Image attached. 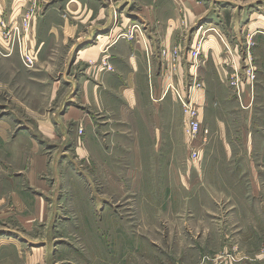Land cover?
Here are the masks:
<instances>
[{
	"label": "rangeland",
	"instance_id": "1",
	"mask_svg": "<svg viewBox=\"0 0 264 264\" xmlns=\"http://www.w3.org/2000/svg\"><path fill=\"white\" fill-rule=\"evenodd\" d=\"M198 1L207 11L196 22L201 35L196 44L214 34L223 43V56L230 57L219 67L212 58L205 64L203 54L192 60L199 66L198 80L206 82L194 98L204 104L203 123L211 133L206 145L196 142L200 155L192 157L184 118L183 132L176 122L160 154H126L129 140H123L118 154L83 158L73 148L56 154L60 143L38 137L56 169V179L48 178L56 183V213L28 228L21 217L37 193L23 171L30 162L29 139H21L17 151L13 138L6 144L0 139V264H264V0ZM37 2L24 1L11 26L0 17L9 46L0 45L1 55L15 51L24 64L20 47L24 43L30 50L32 27L31 21L24 29L25 17L42 13ZM133 14L124 30L139 25L144 36L146 28L132 22ZM117 21L115 27L126 22ZM175 46L182 50L180 61L190 46L163 48ZM234 74L238 87L232 85ZM9 85L10 93L0 91V118L10 123L13 135L32 137L37 133L29 110L13 104L12 95L20 91L15 82ZM39 90L44 92V85ZM187 90L182 94L189 97ZM44 102L39 93V111L46 109ZM16 194L27 201L24 212L15 204Z\"/></svg>",
	"mask_w": 264,
	"mask_h": 264
},
{
	"label": "crops",
	"instance_id": "2",
	"mask_svg": "<svg viewBox=\"0 0 264 264\" xmlns=\"http://www.w3.org/2000/svg\"><path fill=\"white\" fill-rule=\"evenodd\" d=\"M24 1L29 0H0L2 20L11 26ZM38 5L42 13L33 17L27 35L30 50L37 56L36 65L25 67L15 51L0 54V91L10 93L9 84L16 83L15 91L20 92L11 94V100L28 108L27 118L37 133L36 137L13 135L10 123L0 118V139L5 144L13 138L12 147L17 149L21 139H29L26 157L30 162L23 171L37 193L30 199L29 209L22 194L15 197L20 211L24 212L22 204L29 210L21 217L28 228L37 221L54 218L56 213L52 208L56 183L48 179L51 175L56 179V169L36 138L60 143L56 154L73 148L83 158L118 154L119 141L123 140H129L126 154L163 153L167 139L176 131V122L183 132L184 113L175 89L185 92L194 80L201 88L190 95L206 127L204 104L194 98L198 90H206V82L198 80L199 66L192 64L194 59L186 52L175 68L170 59L160 56L163 47L196 45L201 35L194 28L207 11L205 4L198 0H38ZM130 5H135V10H129ZM132 12V22L144 24L146 33L135 39L121 38L119 34ZM118 17L126 21L122 27H115ZM0 45L9 49L1 30ZM202 54L205 64L212 58L218 67L219 62L226 63L230 58L223 56V43L214 34L202 42L198 58ZM105 58L114 70L105 68ZM43 85L44 92L39 90ZM39 93L44 95V111L37 109ZM150 146H154L152 151ZM138 165L139 157L136 170L140 169ZM171 167L175 168V163ZM129 170H134L133 165Z\"/></svg>",
	"mask_w": 264,
	"mask_h": 264
},
{
	"label": "built area",
	"instance_id": "3",
	"mask_svg": "<svg viewBox=\"0 0 264 264\" xmlns=\"http://www.w3.org/2000/svg\"><path fill=\"white\" fill-rule=\"evenodd\" d=\"M32 17L33 15L30 12L26 15L25 26H24L25 30L29 28ZM140 30L141 28L139 25H133L129 27L128 29L124 30L123 32H121L119 34V37L134 39L140 33L142 34ZM23 41H24V38H23ZM20 50H21V57L23 59L24 64L29 68L34 67L37 62L36 54L34 52L31 53V51L28 50V47L25 46L24 43L20 47ZM187 52H188L187 53L188 56H190L192 59H196L201 53V45L200 46H198L197 44L192 45L188 48ZM161 55L165 58L170 59L171 61L170 64H172V67L175 68L177 61L182 56V50L180 49V47H176V46L172 49L163 48L161 50ZM102 63L104 64L105 68H107L108 70L110 71L114 70L113 66L108 63V60H106V58L103 59ZM247 74L250 80L255 79V74L252 68H248ZM236 77H237L236 74L232 76V79H233L232 85L238 87L239 82ZM200 85L201 84L199 82H196L194 80V82L191 83L189 86V94L192 93L197 87H200ZM176 94L183 108L185 135L189 138V143L192 145V157L196 159L200 155V150L196 148V142L201 139L202 144L206 145L210 137V130L206 127H203L202 122L200 120L199 109L196 103L194 102V100L191 98V95L187 97L186 95H183L178 90H176Z\"/></svg>",
	"mask_w": 264,
	"mask_h": 264
}]
</instances>
